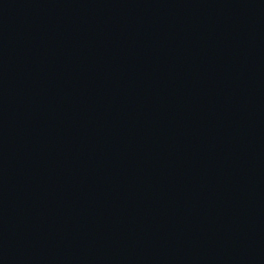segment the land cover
<instances>
[{
	"label": "water",
	"instance_id": "95a60500",
	"mask_svg": "<svg viewBox=\"0 0 264 264\" xmlns=\"http://www.w3.org/2000/svg\"><path fill=\"white\" fill-rule=\"evenodd\" d=\"M0 264H264V0H0Z\"/></svg>",
	"mask_w": 264,
	"mask_h": 264
}]
</instances>
